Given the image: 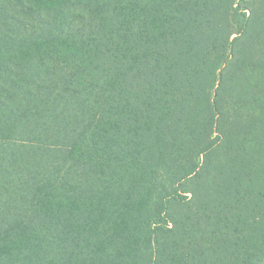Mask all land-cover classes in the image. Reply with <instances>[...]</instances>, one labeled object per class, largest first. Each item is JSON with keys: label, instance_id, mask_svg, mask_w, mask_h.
<instances>
[{"label": "trees", "instance_id": "16d2710c", "mask_svg": "<svg viewBox=\"0 0 264 264\" xmlns=\"http://www.w3.org/2000/svg\"><path fill=\"white\" fill-rule=\"evenodd\" d=\"M0 264H264V0H0Z\"/></svg>", "mask_w": 264, "mask_h": 264}]
</instances>
